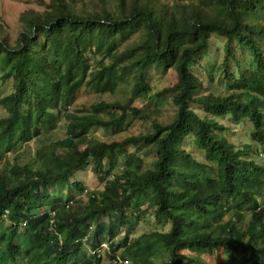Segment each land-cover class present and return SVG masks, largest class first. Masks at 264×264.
<instances>
[{
	"label": "trees",
	"instance_id": "1",
	"mask_svg": "<svg viewBox=\"0 0 264 264\" xmlns=\"http://www.w3.org/2000/svg\"><path fill=\"white\" fill-rule=\"evenodd\" d=\"M37 2L40 8L21 12L16 36L0 25V80L13 81L0 98L6 110L0 118V159L56 129L64 117L67 136L43 146L23 166L10 168L4 161L0 246L11 238L13 248L59 251L58 245L46 244L56 237L49 230L50 215L36 212L51 207L65 239L56 256L72 264L94 263L81 239L86 235L93 248L111 241L106 264H155L159 256L167 257L162 264H212L208 257L216 252L227 256L218 264H264V209L244 221L240 203L248 187L264 184V166L250 156L251 145L229 148L230 140L221 133L224 121H249L250 141L264 147V0ZM216 34L227 40L222 64L228 77L233 76V39L252 52L256 65L227 93L201 95L205 81L190 65L201 63ZM171 68L177 70L176 82L154 94L175 109L171 120L163 122L137 101L152 89V69ZM82 87L102 94L120 89L129 96L97 101L86 113H69ZM198 105L203 114L195 109ZM136 121H146L150 128L109 143L89 137L94 127L118 134ZM189 137L206 161L185 147ZM142 154L153 157L147 168ZM212 163L220 167V178L212 175ZM88 166L105 185L84 200L86 187L74 175ZM61 187H68L70 195L51 191ZM145 204L154 209L158 223L170 227L132 238ZM231 211L234 215L224 220ZM105 216L108 222L102 221ZM19 253L18 248L7 256Z\"/></svg>",
	"mask_w": 264,
	"mask_h": 264
},
{
	"label": "rangeland",
	"instance_id": "2",
	"mask_svg": "<svg viewBox=\"0 0 264 264\" xmlns=\"http://www.w3.org/2000/svg\"><path fill=\"white\" fill-rule=\"evenodd\" d=\"M35 7L40 8L37 0H0V25H4L5 29L16 36L19 29V16L24 10ZM226 38L223 36L213 35L211 38L210 48L208 54L202 59L200 64L192 63L190 68L196 72L202 79H204L205 89L201 90L198 94H207L208 92H213L215 94H225L228 92L231 84L238 79L242 73L247 69H250L256 65L252 52L247 48L239 44L235 39L232 40V51L233 56H231L229 70L233 74L232 77H228L225 66L222 64V61L225 57L226 50ZM213 69L211 75L209 74V69ZM177 80V70L171 68L167 71L152 69L149 74V84L151 85V91H147L142 98H139L137 101L138 106L145 107L147 110L152 111V115L155 118H159L160 121L167 122L175 114V109L173 105L168 102H162L154 96V94L165 86L174 84ZM13 81L9 80L7 82H2L0 80V98L6 93L10 92L12 89ZM129 96V91L123 93L120 89L116 93H96L88 90L85 87H82L77 91L73 103L69 109V113H86L93 103L100 100H126ZM195 109L203 114L204 110L201 106H194ZM6 115V110L3 106L0 105V118ZM226 128L221 131L222 134L228 137L230 140L229 148L235 144L241 149L249 148L252 146L254 152L250 153L253 159H255L259 164H264V147L261 144L256 145L254 141H250L249 132L251 131V124L249 121L244 122L243 124H235L233 122L224 121ZM67 125L68 119L62 118L57 128L49 132L48 134H43L41 137L34 139L28 143L20 145L17 149H11L6 154V162H10V168L14 166H23L25 163L31 162L36 156L39 149L43 146L48 145L50 142L55 141L59 138H64L67 136ZM150 128L149 123L146 121H136L128 127L127 130L118 133L112 134L111 129H105L103 127H94L89 132V137L92 139H97L104 142H112L116 140H122L125 137L131 134H138L140 132H146ZM109 130V131H108ZM185 147L192 153L197 159L206 161L204 151L199 148L196 142L190 137L185 140ZM133 148L129 147V151H132ZM143 151H141L142 153ZM144 157V168H147L151 165L152 156L150 155H141ZM4 161H0V169L4 167ZM212 175L220 178V167L216 163L211 164ZM74 179L80 180L84 183L86 190L82 194L84 200L87 199L89 193L94 191H99L104 189L105 181H101L98 178L96 172L88 166L83 170H79L75 173ZM51 191L54 193L58 191L62 192L65 195H70L71 191L68 187H61L58 190ZM263 197H264V188H263ZM261 199V197H259ZM143 209L146 211L141 218L135 224V232L130 234V237L135 238L139 237L142 233L150 232L155 229H169V224H160L156 220L155 211L153 208H147V204L143 206ZM242 213V212H241ZM234 215V212L231 211L228 213L224 220H227L229 217ZM251 213L244 211L242 217L244 221H248L251 217ZM103 222H108V217L102 218ZM125 231L123 228L119 236L115 239H121ZM107 246V242L105 241ZM120 254V251L117 252ZM226 255L216 252L213 256L208 257L209 261L212 264H218L220 260H225ZM104 260L111 259L109 252L103 255ZM163 260H167V257L162 258L161 256L154 259L155 264H162ZM129 264H132L129 262ZM210 264V263H209Z\"/></svg>",
	"mask_w": 264,
	"mask_h": 264
},
{
	"label": "clouds",
	"instance_id": "3",
	"mask_svg": "<svg viewBox=\"0 0 264 264\" xmlns=\"http://www.w3.org/2000/svg\"><path fill=\"white\" fill-rule=\"evenodd\" d=\"M0 161H6V158L4 160L0 159ZM260 165L264 166V164H261V163H260ZM261 181L264 183V176L261 179ZM263 188H264V184L261 185L257 181H256L255 185L252 186V188L248 187V190H246V193H245V199L240 202L244 206L243 211H241L242 213L244 211H248L251 213L250 217H252V212H256V211H260V210L264 209ZM64 196H66V195L64 194L63 197ZM259 197H261V199H259ZM70 205H73V200L69 201L67 206H70ZM36 212L38 214L48 213L50 215L51 224L49 225V230L51 232H54L56 234V237L59 236L60 241L55 242L56 237H53V238H51V240L46 239V244L58 245L57 248L59 251L51 250L50 253H48L46 251L47 247L45 246L43 251L40 253L38 248L31 249V245H27V246L19 245V247L13 248L12 245H10V243H12V240L10 238V239H8V241L4 242V244H2L0 246V264H72V263L65 261V260H59V258L56 256L57 254H60V251L63 249V248H61L60 245L65 240V239H63V235L59 232L58 227L55 224V220H57V219L59 220L58 212L56 210L52 209L51 207H43V208L36 210ZM7 215H8V213H6V212L3 215V218L6 219L5 221H8ZM25 226H26V221H23L20 224L19 231L22 232L23 228ZM91 232L92 231L88 232V234L90 236H91ZM81 239H83V244H85L86 250L89 251L87 254L94 256V258H93L94 263L93 264H106V263L110 262L111 259L104 260L103 255L107 252H109V255H110V253H111L110 252L111 241L103 240L99 245H97L95 248H93L88 244L89 243L88 235L82 237ZM105 241L108 243L106 247L103 246V245H106ZM5 244L8 246L10 251L5 252V248H6ZM18 248L20 251L19 254L7 256V253L13 254L16 252V250H18ZM70 253H71V255L76 254L75 252H70ZM72 261L76 262V260L74 258H72ZM79 262H81V260H79L78 263ZM79 264H85V263H79Z\"/></svg>",
	"mask_w": 264,
	"mask_h": 264
},
{
	"label": "bare ground",
	"instance_id": "4",
	"mask_svg": "<svg viewBox=\"0 0 264 264\" xmlns=\"http://www.w3.org/2000/svg\"><path fill=\"white\" fill-rule=\"evenodd\" d=\"M42 243V242H41Z\"/></svg>",
	"mask_w": 264,
	"mask_h": 264
}]
</instances>
